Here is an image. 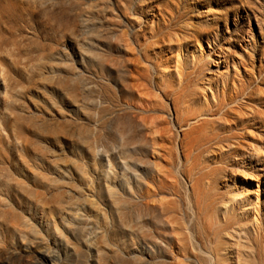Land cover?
I'll return each mask as SVG.
<instances>
[{"label": "rangeland", "instance_id": "1", "mask_svg": "<svg viewBox=\"0 0 264 264\" xmlns=\"http://www.w3.org/2000/svg\"><path fill=\"white\" fill-rule=\"evenodd\" d=\"M255 208L264 255V0H0V264H210Z\"/></svg>", "mask_w": 264, "mask_h": 264}, {"label": "bare ground", "instance_id": "2", "mask_svg": "<svg viewBox=\"0 0 264 264\" xmlns=\"http://www.w3.org/2000/svg\"><path fill=\"white\" fill-rule=\"evenodd\" d=\"M44 177V174L42 171H38L37 175H33V178H39ZM60 177H63L62 173H60ZM13 178V176H12ZM38 181V180H37ZM49 183H52L53 181L46 180ZM55 181L58 182L57 179ZM45 182V181H44ZM23 186V184H22ZM39 186H43V183H39ZM195 193L200 192L199 189L194 190ZM260 194V190L258 193ZM42 196H46V194H38L37 197L41 198ZM44 198V197H42ZM258 203L260 202V198L258 197ZM119 206V214L122 223L128 225V223H131V220L127 216V212L125 204H122ZM225 212V216L228 214L235 215L236 208L231 207L230 209H223ZM71 214V213H70ZM68 214L66 216H70V220H75L76 217L72 216L73 214ZM252 226L250 228L251 235L247 237V233L240 234L237 238L235 237H228V247L223 248L220 251L217 252L216 256H210L209 257V263L210 264H264V255H263V248H262V236L263 229L261 225L260 220V211L258 209H254L253 219H252ZM222 223L228 224V219H222ZM137 229H134V235L141 236L143 243L153 254H155L157 249H161V253L164 254L168 260L172 261L174 264H206L205 262L201 261L198 256L194 257L193 250H190V247H188L185 243V239L183 238L185 235L180 231V229L175 232V226L171 225V228L173 229L174 235L177 237H180V239H176L175 236L173 237L177 241L176 249L174 248H168L166 241L163 240L161 237L162 235H159L158 238L153 236L148 228L146 226L142 227H136ZM59 231V230H58ZM61 236L64 237V234L59 231ZM182 238V239H181ZM85 241L83 242V248H84V264H92L94 256H97L99 261L97 264H107L105 258L102 256L103 252L102 249L99 246V242L96 238L93 237L92 234L87 233L84 237ZM105 240V239H104ZM200 244L203 246V242L200 240ZM177 250V251H175ZM209 256V254H208ZM103 257V259H102ZM139 262V258L136 256L128 255V261ZM142 258V256H141ZM140 261L139 263H141ZM51 264H56V261H51ZM123 264V263H122ZM129 264V263H127Z\"/></svg>", "mask_w": 264, "mask_h": 264}]
</instances>
